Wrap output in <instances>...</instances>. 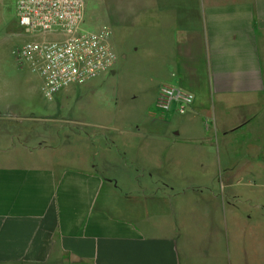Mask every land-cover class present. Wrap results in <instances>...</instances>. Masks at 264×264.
<instances>
[{"label": "crops", "instance_id": "0c3cea01", "mask_svg": "<svg viewBox=\"0 0 264 264\" xmlns=\"http://www.w3.org/2000/svg\"><path fill=\"white\" fill-rule=\"evenodd\" d=\"M100 4L121 57L128 44L143 53L153 85L144 97L119 88L110 110L94 83L46 104L14 51L0 136H93L71 131L87 126L103 140L75 152L0 141V264H264V212L241 208L264 187V0ZM163 84L194 106L163 115Z\"/></svg>", "mask_w": 264, "mask_h": 264}, {"label": "built area", "instance_id": "2783aa9c", "mask_svg": "<svg viewBox=\"0 0 264 264\" xmlns=\"http://www.w3.org/2000/svg\"><path fill=\"white\" fill-rule=\"evenodd\" d=\"M85 11V0L16 1L19 26L38 39L27 41L15 55L20 66L40 78L41 93L49 102L63 90L92 84L116 68L111 27L84 29ZM156 104L163 115L182 116L194 106L195 96L180 86L163 84Z\"/></svg>", "mask_w": 264, "mask_h": 264}, {"label": "rangeland", "instance_id": "374dc122", "mask_svg": "<svg viewBox=\"0 0 264 264\" xmlns=\"http://www.w3.org/2000/svg\"><path fill=\"white\" fill-rule=\"evenodd\" d=\"M16 1L17 0H0V68L5 70L8 69L7 66H10L9 63L11 61L16 64L18 63L14 55V51L17 48L24 45L27 41L38 39L37 37L32 38L31 36L26 34L24 29L19 26L16 17ZM85 5L86 11L83 24L84 29L95 30L102 25H108L98 17V12L101 7H103L100 4V0H85ZM54 37L58 36H50V38ZM114 47L118 54L116 73L113 71L107 76L104 75L106 77L102 76L93 82L94 84H100L99 92L96 93V96L100 97L99 99L101 102H104V107L106 108V110H110L116 105L114 101V93H116L119 88L122 87L127 89L128 91L134 90L141 92V95L144 97L149 95V88L153 85L151 84L147 75L142 72L145 66V55L142 56L143 53H138L135 50L134 46L128 44L125 46V48L127 49V57L126 59H123V56L121 57L120 55V47L115 44ZM20 67L25 72L27 79L29 80L30 78L31 85L34 87V89H36L40 93L42 97L41 100L46 104H53L54 100L49 102L43 97L40 89V78L36 74H34L28 67ZM95 102L98 103V105H102V103L98 102L97 100ZM46 104L45 106H48ZM38 113L43 115H50L47 114L48 112L43 109L38 110ZM111 113L113 114V110H111ZM52 115H54L58 119L68 117L66 111L63 110H58L55 114ZM84 117L86 116L80 114L75 110L73 112V116L70 118L79 119ZM57 126L58 129L60 128L59 130L63 132H65L67 129H71V126H69V124L61 122H58ZM51 127L54 128V125H52ZM46 129L50 130V128ZM71 131L93 136H0V141L4 143V145L8 146L17 145L20 143L22 145H26L27 147L37 146L38 148H44L53 146L65 151L66 149H68L70 152H75L76 150L81 151L82 148H86L87 150L91 148L96 149L99 146L100 140H103V137L97 136L98 131L95 128L80 126L74 127ZM247 195L253 201L251 202L249 200L248 202L244 203L241 208L246 212H250L251 214L255 211L262 214L264 212V209L261 207V205H264V187H250V191ZM246 199L248 200V198ZM256 203H259L258 208L256 206L258 204ZM244 225L245 226H243L242 228H256L254 222H244ZM246 239L249 244L250 242H253L252 238H249V240L248 238ZM259 252L260 254L263 253L262 251ZM256 253H258V251L255 253L251 252L250 255L252 256V254H254L253 257L259 256V253Z\"/></svg>", "mask_w": 264, "mask_h": 264}]
</instances>
